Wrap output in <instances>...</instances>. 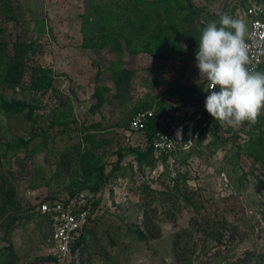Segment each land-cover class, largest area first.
<instances>
[{"label": "rangeland", "instance_id": "rangeland-1", "mask_svg": "<svg viewBox=\"0 0 264 264\" xmlns=\"http://www.w3.org/2000/svg\"><path fill=\"white\" fill-rule=\"evenodd\" d=\"M252 4L264 9V0H0V264H52L37 206L78 187L95 210L68 264H183L175 239L195 249L191 264H264V168L250 152L264 115L232 128L199 90L186 97L205 82L202 29L221 14L248 26ZM141 108L181 133L165 159L132 151L147 145L128 128ZM147 213L157 238L136 235Z\"/></svg>", "mask_w": 264, "mask_h": 264}, {"label": "clouds", "instance_id": "clouds-1", "mask_svg": "<svg viewBox=\"0 0 264 264\" xmlns=\"http://www.w3.org/2000/svg\"><path fill=\"white\" fill-rule=\"evenodd\" d=\"M246 34L243 20L221 14L219 25L213 21L202 29L195 54L197 83L206 82L204 107L221 125L232 128L254 125L264 115V72L248 67Z\"/></svg>", "mask_w": 264, "mask_h": 264}, {"label": "built area", "instance_id": "built-area-1", "mask_svg": "<svg viewBox=\"0 0 264 264\" xmlns=\"http://www.w3.org/2000/svg\"><path fill=\"white\" fill-rule=\"evenodd\" d=\"M249 16V29L245 40L249 49L251 63L248 67L259 71L264 63V9L252 4L246 9ZM206 82H204L205 86ZM207 93L203 91L201 103L205 105ZM155 111L139 109L129 121V131L144 133L145 128ZM161 121V119L159 118ZM177 137L173 133L156 132L150 145L156 157L167 155L175 148ZM93 199L84 190L73 195H65L52 200H42L37 211L46 216L52 230L53 260L52 264H68L72 260V246L75 239L82 233L84 226L94 217ZM79 250V249H77Z\"/></svg>", "mask_w": 264, "mask_h": 264}, {"label": "trees", "instance_id": "trees-1", "mask_svg": "<svg viewBox=\"0 0 264 264\" xmlns=\"http://www.w3.org/2000/svg\"><path fill=\"white\" fill-rule=\"evenodd\" d=\"M101 39H104V36L101 37ZM262 67V66H261ZM259 69V71L261 72V68ZM21 72V71H20ZM19 76V75H18ZM203 87H204V83L199 84V85H194L192 90L193 93H190L191 95H187V98H191L193 95H195V92L197 90L200 91V98L202 97V93H203ZM5 106H10V104H8L7 102L4 101ZM17 105V104H15ZM18 108L19 109H23L24 107L20 104H18ZM143 109V108H141ZM139 110V109H137ZM135 110V111H137ZM162 121L159 120V116L157 113L154 114L153 117L150 118L144 134L146 137V147L143 150H139V149H135L133 148L132 151L137 153V158L139 160H152V159H165L167 155H163L160 157H156L154 155V151L152 146L150 145V143L152 142L153 138L155 137V134L157 131L162 130ZM261 134V135H260ZM259 136L257 137V139L255 141H253L251 144L253 145L250 148V152L251 154L254 155V157L261 163V166L264 168V130L260 131ZM119 159L123 158V154L119 153L118 154ZM103 177H104V169L101 168V172L98 174V178H100V180L97 182V184L99 185L102 181H103ZM78 190H83L82 187H78L77 189H69L68 194L69 195H73L76 191ZM58 198V197H57ZM61 198V197H59ZM55 199V198H51L50 200ZM49 200V199H48ZM167 215L170 216L169 211H166ZM142 225H143V229L136 231V235L138 236V238L140 239H146L147 237L150 238H157L160 236V228L158 227V225L156 223H154L153 218L148 215V213L145 215L143 221H142ZM86 226V225H85ZM84 226V228H85ZM83 228V229H84ZM84 231V230H83ZM82 233L75 239L74 244L72 246V260L74 261L77 253L76 250L79 249L82 250V247L84 245V240H85V236ZM178 239H175L174 241V250H175V255H176V259L183 263V264H191L192 262V254L194 253V248L190 247L189 244H187L186 246L181 247L179 250L177 249L178 247ZM43 261H52L53 257L47 256L44 259H42Z\"/></svg>", "mask_w": 264, "mask_h": 264}, {"label": "crops", "instance_id": "crops-1", "mask_svg": "<svg viewBox=\"0 0 264 264\" xmlns=\"http://www.w3.org/2000/svg\"><path fill=\"white\" fill-rule=\"evenodd\" d=\"M247 17H248V22H249V16L247 15ZM247 25H248V26H247V33H248L249 23H248Z\"/></svg>", "mask_w": 264, "mask_h": 264}]
</instances>
